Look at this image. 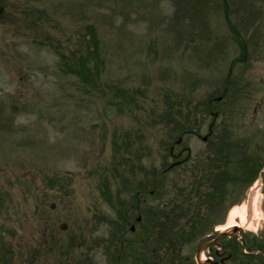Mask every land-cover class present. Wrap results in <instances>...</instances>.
Segmentation results:
<instances>
[{"label": "rangeland", "instance_id": "rangeland-1", "mask_svg": "<svg viewBox=\"0 0 264 264\" xmlns=\"http://www.w3.org/2000/svg\"><path fill=\"white\" fill-rule=\"evenodd\" d=\"M0 1V264H115V210L130 207L144 166L174 160L180 135L185 164L231 155V179L197 203V228L227 225L257 196L258 226L243 233L264 245V173L253 188L254 172L237 173L245 154L264 159V0ZM210 111L214 147L200 138ZM187 124L200 137L180 134ZM136 215L120 222L123 253ZM201 231L151 256L193 264ZM236 253L218 264H264Z\"/></svg>", "mask_w": 264, "mask_h": 264}, {"label": "flooded vegetation", "instance_id": "flooded-vegetation-1", "mask_svg": "<svg viewBox=\"0 0 264 264\" xmlns=\"http://www.w3.org/2000/svg\"><path fill=\"white\" fill-rule=\"evenodd\" d=\"M170 156L174 159L171 163H161L157 165L149 164L143 173V192L145 196L143 197L144 204V219H145V227L143 228V233L149 240V235L154 232H160V234H170L176 233L177 236L175 239L160 237V250L166 247L169 252H172L175 248L174 244H169L168 241H176L183 239L180 235L188 234V232H196L194 228L195 225L198 226V217L205 218L206 214L203 212L192 213V219L188 222L186 220L179 221V225H184L183 227H173L168 228L165 221L171 220L173 218L176 221L181 217V220L184 218H189L188 216H184L183 213H177V208L181 205V201H186L189 197L188 192L191 193L190 198L195 197V201H198V197L203 196V188L207 185H211L213 181V176L215 171L219 170L218 164H198V165H189L185 164L187 159L186 157L180 158L182 152H178V154H173L172 151H169ZM185 159V160H184ZM209 159V157L207 158ZM184 160L181 163H174L176 161ZM174 163V164H173ZM201 188L199 190L198 188ZM186 193L185 195H181L180 193ZM196 194L197 196H194ZM170 195L168 198L167 196ZM152 199L163 200V202L158 205H152ZM178 202L180 204L178 205ZM176 208V209H175ZM175 209V210H173ZM175 211V212H174ZM199 215V216H197ZM184 217V218H183ZM196 217V218H195ZM155 222L161 224L160 228L154 227ZM164 225V226H163ZM206 228V227H205ZM204 228V229H205ZM208 232H212V229H209L207 226L206 230ZM171 232V233H170ZM127 239H124V242ZM148 249L150 247L147 244ZM166 246V247H165ZM131 247L133 245L131 244ZM230 244L219 242V247L217 249L209 248L208 253L210 256L206 258V260H211V262H205V264H218L219 260H223L230 255ZM154 252V249L151 250ZM145 254L146 260L150 261L151 253L150 250L146 251ZM187 254V253H186ZM186 257L193 264H197L195 256L192 254H187ZM222 257V258H221ZM160 261L163 259V255L160 254Z\"/></svg>", "mask_w": 264, "mask_h": 264}, {"label": "bare ground", "instance_id": "bare-ground-1", "mask_svg": "<svg viewBox=\"0 0 264 264\" xmlns=\"http://www.w3.org/2000/svg\"><path fill=\"white\" fill-rule=\"evenodd\" d=\"M256 198H257V196L255 198H253V202H252L253 212L255 210L254 204H255ZM246 209H247V207L244 205V203L241 204V207L239 209L237 207L231 208V210H230V220L227 222V225L218 226L217 230L221 231V230L230 228L232 226H238L239 228H243L245 230H251V231L256 230V228L258 226V220H256L255 218L247 219V216L245 215L246 214ZM235 216H237L239 218L238 222L234 219ZM202 259L203 258L201 256L200 260H199L200 263L202 262Z\"/></svg>", "mask_w": 264, "mask_h": 264}, {"label": "trees", "instance_id": "trees-1", "mask_svg": "<svg viewBox=\"0 0 264 264\" xmlns=\"http://www.w3.org/2000/svg\"><path fill=\"white\" fill-rule=\"evenodd\" d=\"M91 33H92L91 38H92V40H94V42H95V41H96V38H95V36H94L92 30H91ZM95 43H96V42H95ZM95 43H94V44H95ZM95 47H96V46H95ZM95 51H96V50H95ZM95 51H94V52H95ZM94 55H95V54H94ZM93 65H94V66H93V69L97 71V65H96V64H93ZM81 68H82V70H83V73H84V74H87V75H88V73H90V71H91V67H90V65H89L88 63H82ZM89 78H91V76H89ZM178 112L181 114L180 111H178ZM188 115H189V119H191V117H190L191 114L188 113ZM189 125H190V124L184 125L185 127H183L182 130H183V129H188V128H189ZM190 126H192V125H190Z\"/></svg>", "mask_w": 264, "mask_h": 264}, {"label": "water", "instance_id": "water-1", "mask_svg": "<svg viewBox=\"0 0 264 264\" xmlns=\"http://www.w3.org/2000/svg\"><path fill=\"white\" fill-rule=\"evenodd\" d=\"M0 13H1V9H0ZM236 230H239L238 228H236V227H232L230 230H228V231H231V232H234V231H236ZM227 232V231H226Z\"/></svg>", "mask_w": 264, "mask_h": 264}]
</instances>
